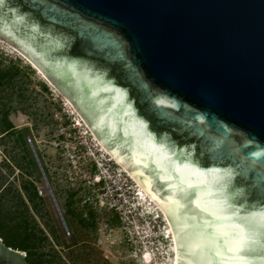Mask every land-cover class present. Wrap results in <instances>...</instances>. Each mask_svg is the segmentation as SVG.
Returning <instances> with one entry per match:
<instances>
[{
  "label": "water",
  "instance_id": "1",
  "mask_svg": "<svg viewBox=\"0 0 264 264\" xmlns=\"http://www.w3.org/2000/svg\"><path fill=\"white\" fill-rule=\"evenodd\" d=\"M12 1L0 37L163 208L177 264H264V0ZM0 264L30 263L0 237Z\"/></svg>",
  "mask_w": 264,
  "mask_h": 264
},
{
  "label": "rangeland",
  "instance_id": "2",
  "mask_svg": "<svg viewBox=\"0 0 264 264\" xmlns=\"http://www.w3.org/2000/svg\"><path fill=\"white\" fill-rule=\"evenodd\" d=\"M10 45L5 40L0 41V66L8 65L13 59L23 69L13 88L1 92L0 108L4 105L10 108L9 118L16 127L23 129L36 161L32 178L46 203L40 204L41 211H37L32 202L27 201V204L30 221L38 233L48 236L43 249L50 252L52 247L55 248L58 264H144L141 256L146 250L152 252L150 264H173L172 238L161 214L146 213L139 206L140 212L123 219L99 204L105 184L96 183V178L105 173L104 167H110L111 173L116 172L128 180L131 200H137L134 202L137 205L136 184L107 152L101 150L80 112H71L70 104L66 102L68 97L30 58ZM77 115L83 122L80 125ZM21 152L19 147L14 148L13 139L0 142L2 182L11 180L14 189L21 177L20 168L11 156H19ZM8 160H11L12 168L6 165ZM42 188H46V192L42 193ZM71 192L76 194L75 201L69 206ZM87 203L90 207L86 208ZM83 208L87 217L91 210L94 211V225L83 227L68 211L77 212ZM56 225L62 231L58 240L51 231Z\"/></svg>",
  "mask_w": 264,
  "mask_h": 264
},
{
  "label": "trees",
  "instance_id": "3",
  "mask_svg": "<svg viewBox=\"0 0 264 264\" xmlns=\"http://www.w3.org/2000/svg\"><path fill=\"white\" fill-rule=\"evenodd\" d=\"M22 69L23 66L14 62L13 59H10L8 65L0 66V99L4 89L13 88ZM10 112V108L5 105L0 108V142L13 139L14 148L19 147L22 151L19 156H11L20 168L21 178L19 185L14 189V182L8 180L4 183L2 182L4 176L0 175V237L6 245L25 251L26 259L30 264H58V251L53 247L50 252L43 249L48 236L42 232L38 233L29 219L27 201L32 202L37 211H41L40 204L43 205L46 201L44 196L39 194L38 185L32 178V168L36 165V161L31 155L24 131L16 127L9 118ZM5 163L12 168L11 160ZM93 166L96 169V163ZM75 194L76 192H71L68 200L69 206L75 201ZM89 205L87 203L85 207H90ZM84 209L77 212L71 209L68 211L83 227L94 225V211L91 210L90 216L87 217L84 215ZM51 231L58 240L62 233L61 227L56 225Z\"/></svg>",
  "mask_w": 264,
  "mask_h": 264
},
{
  "label": "built area",
  "instance_id": "4",
  "mask_svg": "<svg viewBox=\"0 0 264 264\" xmlns=\"http://www.w3.org/2000/svg\"><path fill=\"white\" fill-rule=\"evenodd\" d=\"M105 173L109 176L105 178V173H100L99 178H96V183H104V189L101 192V197L98 199L101 206L108 210L115 211L121 218L132 215L141 208L131 200V186L128 180L122 179L116 172L111 173V168L106 166ZM111 175V176H110ZM127 177V176H126ZM129 179V177H127ZM125 178V179H127Z\"/></svg>",
  "mask_w": 264,
  "mask_h": 264
},
{
  "label": "bare ground",
  "instance_id": "5",
  "mask_svg": "<svg viewBox=\"0 0 264 264\" xmlns=\"http://www.w3.org/2000/svg\"><path fill=\"white\" fill-rule=\"evenodd\" d=\"M0 41H4V39H2L0 37ZM10 45V43H9ZM11 46V45H10ZM13 47V46H11ZM14 48V47H13ZM12 48V49H13ZM14 50H17L14 48ZM20 53H22L23 55H25L23 52L20 51ZM26 56V55H25ZM28 57V56H26ZM29 58V57H28ZM33 62V61H32ZM34 63V62H33ZM35 64V63H34ZM36 67H38L36 64H35ZM38 69L40 70V72H43L39 67ZM44 74V72L42 73ZM66 102L68 104H70V109H71V112H75L77 111V108L74 106V104L69 100V98H66ZM76 119L78 120V125H80L82 122V119L80 118V116H76ZM86 121V120H85ZM91 128V127H90ZM91 132L92 134L94 135V138L96 139V141L98 142V145L101 147V150L107 152L111 158L113 160H115V162L120 166L122 167V170L126 171L128 173V175L130 176L131 179H133V182L136 184V187H137V194H138V198H139V202H138V206H141L144 210V212L146 213H159L161 214L165 221L167 222V228H168V231L170 232V236L172 238V260H173V264H177V246H176V238H175V235H174V232H173V229H172V226H171V223H170V220L166 214V212L163 210V208L156 202V200L147 192V190L139 183V181L132 175V173L104 146V144L101 142V140L97 137V135L94 133V131L91 129ZM99 178V177H98ZM97 178V179H98ZM159 214H155V216L159 217ZM146 250V249H145ZM155 256V255H154ZM142 263L144 264H150L152 262V252L150 250H146L143 252L142 254Z\"/></svg>",
  "mask_w": 264,
  "mask_h": 264
},
{
  "label": "snow or ice",
  "instance_id": "6",
  "mask_svg": "<svg viewBox=\"0 0 264 264\" xmlns=\"http://www.w3.org/2000/svg\"><path fill=\"white\" fill-rule=\"evenodd\" d=\"M238 241L240 240V238L239 237H237L236 238ZM243 247H244V245H243V243L241 242L240 243V246L236 249L237 251H240V250H242L243 249ZM231 250V249H230Z\"/></svg>",
  "mask_w": 264,
  "mask_h": 264
},
{
  "label": "flooded vegetation",
  "instance_id": "7",
  "mask_svg": "<svg viewBox=\"0 0 264 264\" xmlns=\"http://www.w3.org/2000/svg\"><path fill=\"white\" fill-rule=\"evenodd\" d=\"M10 1H12V0H10ZM12 4H14V2L12 1Z\"/></svg>",
  "mask_w": 264,
  "mask_h": 264
}]
</instances>
